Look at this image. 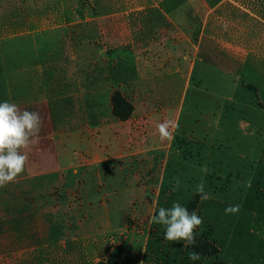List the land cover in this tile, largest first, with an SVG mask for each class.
<instances>
[{"label":"rangeland","instance_id":"obj_1","mask_svg":"<svg viewBox=\"0 0 264 264\" xmlns=\"http://www.w3.org/2000/svg\"><path fill=\"white\" fill-rule=\"evenodd\" d=\"M103 1L0 0V102L42 118L0 188V264H264V0H166L168 26L127 0L105 30ZM173 202L203 220L194 245L149 224Z\"/></svg>","mask_w":264,"mask_h":264},{"label":"clouds","instance_id":"obj_2","mask_svg":"<svg viewBox=\"0 0 264 264\" xmlns=\"http://www.w3.org/2000/svg\"><path fill=\"white\" fill-rule=\"evenodd\" d=\"M42 118L36 111L22 110L16 103L7 100L0 102V188L15 182L24 173L29 160L28 150L39 142ZM159 139L171 141L173 137L170 120L158 123ZM180 187L179 179L175 181L174 190ZM195 192L201 200H207L210 195L205 192L203 182L196 185ZM239 206L229 205L225 213H235ZM160 224L165 227L164 239L172 242L183 241V247L196 243L195 232L203 223L195 210L191 212L179 202H173L170 208L160 207L158 214L149 219V224ZM190 260L196 261L201 256L191 251Z\"/></svg>","mask_w":264,"mask_h":264},{"label":"crops","instance_id":"obj_3","mask_svg":"<svg viewBox=\"0 0 264 264\" xmlns=\"http://www.w3.org/2000/svg\"><path fill=\"white\" fill-rule=\"evenodd\" d=\"M126 1L127 0H125L124 3H120L118 1L117 2H115V1L107 2V1L104 0L102 4L101 3L99 4V5H101L100 7H102L103 10H111V12H114V13L110 12V13L99 14L98 17H96L94 20L101 23L100 26L103 28V30H105V27L111 29V28L117 26L118 23L115 22V21L116 20H118V21L121 20L122 17H119L120 14L119 13H115V12L121 11L122 12L121 15L123 16L124 14L130 15V14H128L129 12L135 11V9H132L131 5L128 2H126ZM162 1H161V3L155 4V5H148V6H143V7L141 6L137 10L138 11H143V10H146V9H156L158 11V18H159V20L162 21L161 23H159V25L168 26L169 23H172V24L174 23V20H173L174 13H173V11L175 10V5L174 6L171 5L166 0H164L163 2ZM250 124L251 123L248 122V123H246V126H250ZM220 125H222V122H220ZM256 129L254 127H251L249 132L253 133V132L256 131ZM53 148H54V150L56 149L55 146H53ZM57 160H58L57 167L61 168L62 171H65L68 168H70L69 166H71V165L73 166L74 165V160H72L70 158V160H71L70 161L65 156V152L63 154V153L59 152L58 150H57ZM103 161L104 160L98 159V162H100V163H103ZM98 165H100V164H98ZM75 172H77V171H75ZM51 174H55V173L53 172Z\"/></svg>","mask_w":264,"mask_h":264},{"label":"trees","instance_id":"obj_4","mask_svg":"<svg viewBox=\"0 0 264 264\" xmlns=\"http://www.w3.org/2000/svg\"><path fill=\"white\" fill-rule=\"evenodd\" d=\"M218 254H219V251L216 248H214V247L211 248L210 256H216Z\"/></svg>","mask_w":264,"mask_h":264}]
</instances>
